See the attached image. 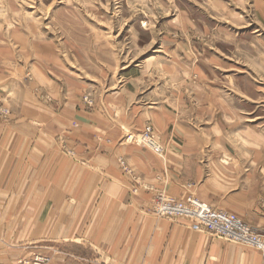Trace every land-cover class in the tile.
I'll use <instances>...</instances> for the list:
<instances>
[{
    "label": "crops",
    "instance_id": "1",
    "mask_svg": "<svg viewBox=\"0 0 264 264\" xmlns=\"http://www.w3.org/2000/svg\"><path fill=\"white\" fill-rule=\"evenodd\" d=\"M96 9L103 10L100 0H77L70 11L81 14L80 26L97 27L103 20ZM105 44L94 39L95 52L83 55L69 54L57 41L0 45V100L11 115L0 122V210L6 195L28 188L48 192L33 207L68 205L64 196L73 195L78 209L71 220L78 228L77 222L88 224L73 238L97 254L91 264H264V253L195 232L188 219L152 213L161 192L178 200L193 197L264 232V115L261 127L240 130L238 109L227 99L221 103L218 89L190 95L187 102L176 103L174 96L160 101L156 83L149 93L137 88L144 67L124 74L130 80L125 87L83 102V78L103 77L116 66V53L112 65L94 56L106 53ZM43 94L52 101L39 98ZM146 124L154 128L163 157L129 139ZM62 151L70 157L65 160ZM59 159L66 164L55 171ZM121 159L130 173L121 169ZM50 221L51 211L37 236L54 237ZM54 258L56 264L60 257Z\"/></svg>",
    "mask_w": 264,
    "mask_h": 264
},
{
    "label": "rangeland",
    "instance_id": "2",
    "mask_svg": "<svg viewBox=\"0 0 264 264\" xmlns=\"http://www.w3.org/2000/svg\"><path fill=\"white\" fill-rule=\"evenodd\" d=\"M100 1L103 10L96 9L95 15L103 23L96 27L89 24L80 26L81 14L70 11L77 0H0V45L57 41L69 54L81 50L83 55L84 51L90 50L92 40L104 38L108 48L106 53L100 51L94 56L104 58L108 65H112V53H116V66L108 69L111 73L103 77L83 78L87 82V89L79 94L83 102L87 103L91 100L90 96H99L106 89H109L107 93H113V88L117 90L119 85L125 87L124 84L130 80L124 74L144 67L141 72L144 81L137 85L141 93L144 90L151 92L156 83L158 88L153 89L160 101L174 96V100L187 102L190 95L208 94L210 91L217 93L218 89L222 96L220 102L228 100L229 106L238 109L240 130L243 126L250 127V124L261 127L264 115V0ZM41 48L48 53L52 49ZM90 51L94 53V47ZM71 62L74 68H79L76 61ZM79 63L87 64L86 61ZM201 63L206 72L201 70ZM26 78L33 83L30 73L26 74ZM39 98L48 103L52 101L46 94ZM10 117L9 106L0 100V122H8ZM73 127L75 124L71 125V129ZM143 127V131L129 139L146 145L140 136L150 127L155 142L161 146L154 128L149 124ZM146 146L151 149L148 144ZM62 152L65 160L66 156L70 157L67 151ZM58 161L55 171L58 166L66 164L64 159ZM122 161L125 163L120 160L121 169ZM45 162L43 160L40 166ZM125 168L123 170L130 173ZM47 193L42 189L33 192L28 188L4 197L0 210V254L7 257H0V264H54V255L60 257L56 264H91L96 259L97 254L90 247L73 238L78 229L82 232L83 227L88 225L77 222L80 223L78 228L71 220L78 209L73 195L64 196L68 205L31 206ZM56 195L57 192L52 198ZM160 195L174 198L163 192L156 198ZM50 211L52 221L47 226L54 237L37 236L46 230L43 220ZM152 213L159 217L154 214L153 207ZM62 215L65 220L68 218L67 223H63L65 220L61 222ZM195 232L209 234L204 229ZM233 244L259 251L251 246ZM49 251L54 252L52 256L48 255ZM56 252L61 256H57Z\"/></svg>",
    "mask_w": 264,
    "mask_h": 264
},
{
    "label": "built area",
    "instance_id": "3",
    "mask_svg": "<svg viewBox=\"0 0 264 264\" xmlns=\"http://www.w3.org/2000/svg\"><path fill=\"white\" fill-rule=\"evenodd\" d=\"M140 139L149 144L155 142L152 129L147 127L141 134ZM155 152L160 157H163L164 151L161 148L159 150L156 148ZM121 165L126 170L123 161ZM156 199L153 204V212L159 217L166 219L182 217L183 219H188L191 221V228L194 231L204 229L214 237L247 247L251 246L264 253V233L255 231L251 226L245 225L234 215L232 216L222 211H214L210 205L199 202L193 197H187L186 200H177L174 198L168 199L164 195H160Z\"/></svg>",
    "mask_w": 264,
    "mask_h": 264
},
{
    "label": "bare ground",
    "instance_id": "4",
    "mask_svg": "<svg viewBox=\"0 0 264 264\" xmlns=\"http://www.w3.org/2000/svg\"><path fill=\"white\" fill-rule=\"evenodd\" d=\"M143 141V140H142ZM145 142V141H144ZM147 143V142H146ZM157 143V142H156ZM155 142H152V144H149V143H147L149 146H150V148L152 149V150H154V152H155V149L156 148H158V150L161 148L162 150H163V148H162V146H160L159 144H156ZM156 153V152H155ZM157 154V153H156ZM158 155V154H157ZM160 156V155H159ZM227 214V213H226ZM230 215V214H229ZM233 216V215H232ZM260 251V250H259ZM262 252V251H261Z\"/></svg>",
    "mask_w": 264,
    "mask_h": 264
}]
</instances>
